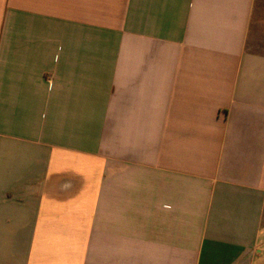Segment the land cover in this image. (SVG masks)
<instances>
[{
    "label": "crops",
    "instance_id": "crops-1",
    "mask_svg": "<svg viewBox=\"0 0 264 264\" xmlns=\"http://www.w3.org/2000/svg\"><path fill=\"white\" fill-rule=\"evenodd\" d=\"M0 264H264V0H0Z\"/></svg>",
    "mask_w": 264,
    "mask_h": 264
}]
</instances>
